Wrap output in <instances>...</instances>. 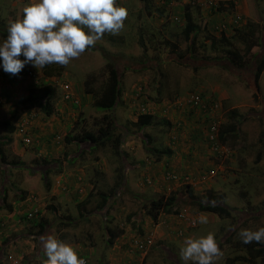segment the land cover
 I'll return each mask as SVG.
<instances>
[{"label": "rangeland", "instance_id": "374dc122", "mask_svg": "<svg viewBox=\"0 0 264 264\" xmlns=\"http://www.w3.org/2000/svg\"><path fill=\"white\" fill-rule=\"evenodd\" d=\"M117 2L128 9L123 29L116 35L105 33L95 46L87 48L68 65L54 64L60 74L42 79L43 82L55 84L59 95L64 93L61 85L67 83L79 99L78 103L73 104L59 96L55 102L53 114L58 118L61 115V122L65 120L69 125L55 129L51 128L52 125H48L49 128L46 129L40 125L30 128L33 139L29 145L24 143L19 133H8L0 125V136L12 137L11 143L5 147L9 160L23 161V166L0 163V207H4L0 209V251L4 255L0 256V264H10L6 260L10 255L19 259L21 264H45L43 241L49 235L74 245L83 255L86 264H122L130 258L126 254V243L132 245L131 239L147 232H154L156 240L146 264H182L179 252L184 239L208 232L215 233L218 243L223 238V255L217 259L216 264H226L228 257L246 254L243 248L234 245L235 239L240 238L239 232L242 229L256 230L264 227V143L260 141L264 133V71L258 97H255L254 84L250 81L256 57L264 51V0ZM211 2L219 5L218 10L210 6ZM27 3L28 0H0V41L5 38L2 33L4 28L22 15ZM187 4L190 5L189 11L193 18L200 25L193 47H190L191 43L183 33ZM237 4L246 6L250 15L237 10ZM160 7L163 9L159 10ZM237 15L241 16V22L231 27L226 34L232 41L233 48L244 50L245 43L241 39L244 33L250 35L251 32L252 38L256 39L247 56L248 67L243 68L229 65L224 57L230 45L221 37L222 32L215 30L218 23H231ZM212 37L216 38L215 42H212ZM172 44H176V48ZM108 60L115 62L121 73L120 86L123 90L119 107L107 112L115 116L116 122H121L118 123L119 126L127 125V128L138 132L128 136L116 131L122 140L120 149L123 154L132 152L136 150L133 145L137 144L141 146L142 155L149 163L146 166L144 159L145 168L141 170V166L136 167L141 172L133 176V182L121 179L118 182L116 179L105 182L100 174H95V169L101 170L93 167L99 165L96 155L103 154V157L114 159L119 163L118 166L122 165L124 156L119 157L113 147H104L97 152L93 148L85 149L91 147L90 142L65 141L67 134L73 136L83 129L97 130V122L104 111L86 93L85 81L91 75L94 76L92 86L100 92L109 75L106 66ZM26 70L37 76L41 75V78L44 75L42 68L32 64H27L15 76H6L0 68V123L9 117V110L14 107L22 108V100L28 96L32 82H36L25 73ZM139 85L143 86L150 101L158 102L201 91L205 98H214L221 103L223 124L230 120L229 113L233 109L237 110L239 117L246 116L238 126L237 137H229L224 144L227 152L223 155V160L214 157L202 134L198 135L197 141H192V136L196 134L193 133L195 128H182L191 123L185 118L190 114L189 109L173 108L162 118L154 117L151 124L143 127V130L136 125L134 89ZM156 109L161 113L158 107ZM24 111L23 115L30 114L33 117L30 121L32 124L35 119L34 124L38 120L45 121L44 115H48L39 105L32 104ZM193 113L198 115L196 111ZM163 119H169L171 125H167ZM184 119H187L188 124H185ZM177 128H181V132L175 131ZM49 135L54 137L51 141L53 145L49 144L50 141L47 142L49 139L46 136ZM149 136L151 144L160 150L169 143L173 144L174 149L177 146L173 155L165 153L157 158L155 153L149 152L148 143H144ZM124 137H127L125 141ZM127 141L131 143L128 144ZM259 153L262 157L257 160ZM172 156L183 161L186 171L193 176H198L209 166L217 167L220 164L219 174L210 182L199 186L166 182L161 178L166 168L178 174L185 173L170 166L168 160ZM186 162L189 164L185 165ZM161 163L165 164L159 172L162 176L154 179V183L147 184L145 169L146 174L150 175L148 170L157 168L159 164L161 166ZM81 168H85L87 172L82 173ZM79 175L83 176L80 182L77 179ZM152 177L154 178L153 175ZM76 181L83 188L82 192L76 187ZM167 186H171L173 190L168 191ZM101 188L109 195L104 207L99 205ZM188 189L192 197L189 196ZM210 190L225 195L224 202L231 210L230 216L222 217L200 210L198 204L191 202L207 200ZM23 194L25 195L22 197ZM163 194L179 196L181 202L177 205L180 211L162 213L154 222L147 214V209L142 208L149 207L153 199ZM28 212H32L33 216L24 217ZM180 213L186 214L191 220L204 214L208 223H197L196 227H190L183 235H178L175 229L183 224L179 221ZM35 220L45 222L43 232L39 231ZM109 226L124 230L119 236L125 242L123 248H120L119 243L117 247L108 245ZM226 235L233 239L232 243H225ZM120 239L117 238L115 243ZM119 249H123L121 254L116 252ZM238 263L251 264L247 261Z\"/></svg>", "mask_w": 264, "mask_h": 264}, {"label": "clouds", "instance_id": "9594fccd", "mask_svg": "<svg viewBox=\"0 0 264 264\" xmlns=\"http://www.w3.org/2000/svg\"><path fill=\"white\" fill-rule=\"evenodd\" d=\"M127 16L128 9L117 0H28L22 15L7 25L6 38L0 41V68L15 76L27 64L39 69L50 64L66 66L105 33L118 34ZM135 107L137 120L141 115H155L138 114L137 101ZM195 223L207 224L208 218L200 214ZM239 237L245 245L264 244V227L242 229ZM43 248L45 264H86L74 245L54 235L44 239ZM222 255L214 232L186 237L179 252L182 264H216Z\"/></svg>", "mask_w": 264, "mask_h": 264}, {"label": "trees", "instance_id": "16d2710c", "mask_svg": "<svg viewBox=\"0 0 264 264\" xmlns=\"http://www.w3.org/2000/svg\"><path fill=\"white\" fill-rule=\"evenodd\" d=\"M144 2H149V0H143ZM190 5L187 4L185 12H184V17L186 20L185 26L183 28V33L186 36V38L190 41L191 45L190 47L195 46L198 33L200 31V25L195 21L193 18L192 13L189 11ZM225 26L228 27L226 30H223L221 37L223 38L224 41H226L230 47L227 48L226 58L229 62V65H234L237 68H243V67H248V55L251 53V49L255 44L256 39L252 38L251 32L250 35L249 33H244L242 35V41L245 43V48L244 50H241L240 48H233V43L226 37L227 31L236 25H231L225 23ZM216 30V29H215ZM251 31V30H250ZM3 35L6 38L7 32L6 28L3 30ZM111 37V36H109ZM212 42L216 41V38L212 37ZM113 39V38H112ZM174 48H176V44H172ZM255 60L254 64V69H251L252 74H250V81L252 84H254V95L255 97H258L259 91H260V79L262 76V73L264 71V51L263 53L259 54ZM107 70H108V78L105 83V86L100 90V92H97V90L92 86V81L94 76H90L91 78H88L85 81V91L88 95L91 96L93 99L94 104L100 108L101 110L104 111L102 114V118L97 122V130H92V129H83L79 133L70 136L66 135L65 141L66 143H70L72 141H78L80 143L82 142H90L93 146L96 147H104L106 145H111L113 149L116 152H122L120 149V146L122 144L121 136L120 134H116V119L114 115L108 114L107 111H114L116 109V106L119 103V98L121 96V91L123 90L120 86L121 84V73L119 70L116 68L115 62L112 60H108L107 64ZM43 74L41 81L40 82H32V86L29 90V94L26 98L22 100V105L20 107H14L13 109L9 110V117L4 120L0 125L6 128L8 133H19V127L24 123L25 120H28L29 123L32 121L33 117L30 114H24L25 109H29L30 106L33 105H39L42 110H44L48 115L54 113V108H55V102L59 98V96H62L58 94V89L55 84H52L49 81H42L43 78L45 80L47 78L53 77L57 74H60V71L54 64H50L47 66L42 67ZM29 71L26 70L25 73H28ZM32 80L35 81V78L32 77ZM147 96V95H146ZM178 97V96H177ZM177 97H171L168 98L167 100H162V101H150L149 97L147 96V100L151 102L153 105L158 107L161 110V116H165L167 114L164 113L163 110H165L166 107H170L172 103L175 101V98ZM72 103V102H71ZM194 110L189 111L188 117H186L188 120L195 122L204 128L200 129V133L204 136V140L207 141L206 138V130L208 126V118H203L200 114L196 115L193 113ZM112 114V113H111ZM229 118L230 120H227L225 124L222 125L221 129V141L225 144L227 142V139L229 137H237V132H238V126L239 124L246 118V116L242 115L241 117L238 116V112L236 109H233L229 113ZM152 115H141L138 117V120L136 122V125H138L140 128L146 127L151 124L153 120ZM163 121L167 125H171V122L169 119H163ZM18 127V128H17ZM171 129V128H170ZM173 130V128H172ZM177 132H181V128L175 129ZM201 131H204L205 133H202ZM198 134V135H199ZM24 136H31L30 128H27L25 131L24 135H20L21 139L23 140ZM198 136H194L193 140L197 141ZM33 139V138H32ZM12 137L10 135L8 136H0V163L3 165H19L23 166V161H18L15 159L9 160L7 154H6V145L11 143ZM24 141V140H23ZM260 141L264 143V133L260 137ZM26 144V142L24 141ZM29 145V144H27ZM148 150L150 152H153L157 155V158L161 157V155L167 153L168 156L173 155L175 152V149L172 147L169 148H164L163 150H160L158 148H151L148 147ZM262 157V154L259 153L257 156V160H260ZM170 169V168H166ZM172 170V169H171ZM174 171V170H173ZM47 174V173H46ZM48 175V174H47ZM164 175V174H163ZM45 178V177H44ZM164 179V176H163ZM46 182H48V179H46ZM152 183H154V178L152 180ZM189 191V189H188ZM189 196L192 197V193L189 191ZM25 194L22 195V197ZM108 196L109 195H104L101 197V201L99 205L101 207H104L108 203ZM225 195L224 194H217L210 190L207 194V200L205 201H198V200H191L192 203L198 204L200 210H204L210 213L217 214L219 216H230L231 215V210L229 207L225 204L224 202ZM179 202H181V198L179 196H176V194H170L169 196H166L163 194V196L153 199L150 202L149 207H143L142 209H147V214L152 217L153 221L156 222L159 219L160 214L162 213H179V208L178 205ZM82 205V204H81ZM0 209H4V207H0ZM27 214L24 216L26 217ZM34 223H37V226L40 228L39 231L43 232L45 230L46 224L43 221H34ZM108 245L113 246L115 243V240L122 235L123 229L118 228V227H108ZM236 231V228L234 229ZM225 243H232L233 239L230 238V236L226 235L225 238ZM223 238L222 240L218 243L220 248L223 246ZM128 245V250L130 247V244ZM234 245L237 248H243L246 251V254L244 255H236L233 257H228L226 259V264H239L238 262L242 261H247L251 264H264V244H257L255 242L251 244H243L240 240V238L235 239ZM0 256H4L2 251H0ZM144 264V263H143Z\"/></svg>", "mask_w": 264, "mask_h": 264}, {"label": "built area", "instance_id": "2783aa9c", "mask_svg": "<svg viewBox=\"0 0 264 264\" xmlns=\"http://www.w3.org/2000/svg\"><path fill=\"white\" fill-rule=\"evenodd\" d=\"M210 6L213 8H216L215 10H218L219 5L216 3L211 2ZM241 16L237 15L232 19V22H221L218 23V25L215 26L216 31H219L220 33L223 32V30H226L228 27L225 26V23L238 25L241 22ZM5 73V72H4ZM8 74V73H5ZM28 74L31 77L35 78V81L38 83V79L40 80V75L37 76L34 72L29 71ZM64 93L62 95V99L64 101H70L73 103H78L79 99L74 95V93L70 90V87L67 83L63 85ZM135 90V99L138 102V114H155L156 112V106L152 103L147 102V96L146 92L144 91L143 86L139 85L137 86ZM175 108L176 110H194L198 112L197 114H200L203 116V118H208V126L206 129V138H207V146L211 149V151L214 153V157H216L217 160H223V155H226L227 148L224 145V143L221 141V129L223 125V117H222V105L221 103L212 98L208 99L205 98L203 92L201 91H193L191 93H187L184 96H178L175 98V101L172 103L170 107H166L164 111L165 114L170 112ZM159 112V110H157ZM181 122H179V125ZM29 126L28 120H25L24 123L19 127V134L24 135L26 129ZM23 140L26 142V144L32 143V137L30 136H24ZM220 171V165L217 167L215 166H209L208 168H205L202 170L198 176H193L191 173H183L178 174L177 172L167 169L164 173V180L166 182H174V183H186L190 185H203L205 183L210 182L213 178H215ZM82 178L79 177L78 180H81ZM147 184L152 183V178L147 177L146 179ZM171 186H167L168 191H172L173 189L170 188ZM66 188V186L64 187ZM79 191L82 192L83 188L79 187ZM28 217H32L33 213L28 212ZM195 220V219H193ZM193 220H191L189 217L186 216L184 213L179 214V221L182 222L179 227L175 229V233L178 235H183L188 228L190 227H196L197 223L193 224ZM155 233L154 232H147L146 234L140 235L138 237H135L130 240L132 242V245L130 244L128 255L129 259L126 260L122 264H143L145 262L146 257L148 256L150 249L155 244ZM10 264H21L19 259L14 258L13 255H10L8 259Z\"/></svg>", "mask_w": 264, "mask_h": 264}, {"label": "crops", "instance_id": "0c3cea01", "mask_svg": "<svg viewBox=\"0 0 264 264\" xmlns=\"http://www.w3.org/2000/svg\"><path fill=\"white\" fill-rule=\"evenodd\" d=\"M122 2H124V0H122ZM237 5H238L237 6V10L244 12L248 16L250 15L249 9L246 6H244L243 4H237ZM162 9H163V7H160L159 10H162ZM78 93H80V91ZM5 98H7V96H5ZM3 101H5V100H3ZM118 105L116 106L117 108L119 107ZM123 113L124 112H122V114ZM59 116L60 117L58 118L57 116H55V114H50V115H47V116L44 115V117H45L44 120L45 121H39L38 120V121H36V124H34L35 123V120H36L35 119L34 120V123L33 124L31 123L32 124L31 127H30V123H29L28 128H33V127H36L38 125L42 126V128H45V129L46 128H49L48 125H52L51 128H53V129H55V128H61V127H67L69 125V123H65V120H63V123H62L61 122V119H63V118H61V115H59ZM153 117H155V118H158V117L159 118H162L161 113L158 112L157 110L155 112V115H153ZM134 120L136 121V117H135ZM51 121L53 123H51ZM184 122L186 124L187 123V119H184ZM118 123L121 124V122H117L116 123V125H117L116 131L124 132L128 136L135 135L136 133H138L137 131H132L130 128H127V125L119 126ZM182 128H195V129H193L194 130L193 133H196L194 136H198V134L200 133V129L201 128H204V127L202 126V124H201V126H199L195 122V120H193V121H191V123L189 125L184 126ZM142 130H143V128H142ZM205 130H206V128H205ZM201 132L202 133H205L206 131L205 132L204 131H201ZM194 136H192V141H194L193 140ZM47 137L49 139V140H47V142L49 143V141H50L49 144L53 145L52 144L53 142H51V141H52V138H54V137H50V135H49V136H46V139H47ZM124 138H125L124 139V141H125L127 139V137H124ZM143 140L144 139H142V141ZM127 143L129 144L131 142L130 141H127ZM144 143L145 144L148 143L147 144L148 147H151V148L155 147V146H153L151 144V138H150V136H149V138H147L146 140H144ZM90 145H91V147L90 146L89 147H85V149L86 148H90V149L93 148V149H95L98 152V150H100V149H102L104 147H108V146L112 147L110 144L109 145H106L104 147H96V146H93L92 144H90ZM133 147L136 148V150H133L132 152L127 151L125 154H123V152L122 153L116 152L119 155V157H120V155L121 156L122 155L124 156V157L122 156L123 157V160H122V165H120V166H118L119 163L115 162L114 159H110V158H107V157H103V154L96 155V162H98L99 165H95L93 167L99 168L101 170L99 171L98 169H95L94 170L95 174H100L101 178L104 179L105 182L107 180H112V179H116V182H118L120 179L121 180H124L126 182H129V181L133 182V176L136 175L137 173H140L141 172L140 169L143 170L145 168V167H143V164H144L143 161H144V159H145L146 166L149 165V163L146 162L147 158H144V154L142 155V151L143 150L140 149L141 146H139L137 144H134ZM169 147H172L173 148L174 146H173L172 143H169V145L167 144L166 148H169ZM176 147L177 146H175V149H176ZM124 158H126L127 160H125ZM137 159H139V162H137ZM168 162H170V166L174 167V169L181 170V171H185V173H188L186 171V166H184V164H183V161L179 160L178 158L172 156L171 159H170V157H169ZM161 164L162 165L160 166V164H159V166L157 168H154V169L151 168V169L148 170L150 172V175L151 176L149 175V173L146 174L147 173V170L146 169H145V174L144 175H146L148 177H152V175H153L154 176V179H157L158 176L159 177L162 176V175L159 174V172H160V170H162L161 167H163V168L165 167V164L164 163H161ZM188 164H189V162L188 163L187 162L185 163V165H188ZM138 166H141V168L139 170H137V168H136ZM187 167H189V166H187ZM80 171L82 173H84L83 171H86L87 172V170L85 168H81ZM64 174H67V173H64ZM90 174H91V172H90ZM122 175H124V176H122ZM80 176L83 178L82 175H80ZM161 178L163 179V176ZM68 180H70V178ZM85 180H87L86 177H85ZM79 184L80 183H78L76 181V184L75 185L78 186ZM87 184L90 185L89 182ZM99 191H101V192H99V195H101V196H104L106 194L105 193V191H106L105 189H102L101 188ZM146 221H148V220H146ZM120 238L121 237H118V239H120ZM125 241H127V240L125 239ZM118 243L120 244V248H123V245H124L125 242H122V240L120 239V241L116 242L114 245H116V247H117ZM127 244L128 243H126V245ZM122 250L119 249L116 252H118L119 254H121ZM124 252H125V249H124ZM126 254H128V245L126 247ZM148 256H149V254H148ZM148 256L146 257L144 264L148 263V260H149Z\"/></svg>", "mask_w": 264, "mask_h": 264}]
</instances>
